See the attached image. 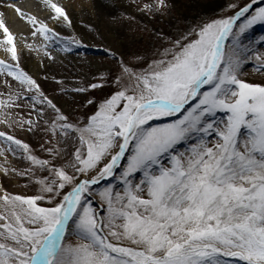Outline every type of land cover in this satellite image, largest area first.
<instances>
[{
	"label": "snow or ice",
	"instance_id": "6c2138e0",
	"mask_svg": "<svg viewBox=\"0 0 264 264\" xmlns=\"http://www.w3.org/2000/svg\"><path fill=\"white\" fill-rule=\"evenodd\" d=\"M89 6L109 24L134 20L131 7L170 9L168 0ZM0 7L40 41L19 39L0 11V174L38 186L27 195L0 185L10 210L0 214V264H264V82L242 79L247 62L264 71V35H248L264 24V0H227L179 35L154 34L155 58L105 48L107 74L52 77L61 104L20 60L42 51L54 65L84 46L69 4L42 0L43 16L20 0ZM17 131L40 136L45 155Z\"/></svg>",
	"mask_w": 264,
	"mask_h": 264
},
{
	"label": "rangeland",
	"instance_id": "374dc122",
	"mask_svg": "<svg viewBox=\"0 0 264 264\" xmlns=\"http://www.w3.org/2000/svg\"><path fill=\"white\" fill-rule=\"evenodd\" d=\"M117 2L120 3L121 0H117ZM136 2L142 6L144 3H147V0H136ZM168 2L170 4V9L163 15H155L154 20H157V22H155L156 25L146 24L147 27L143 31L134 32V28H132L134 27V25H131L129 23L131 27H128L129 29L124 28L123 30H120L119 32H121L122 35L118 33L119 36L117 40H115V38L112 39L113 42H115V46L110 44L109 48L117 54H119L120 52H126L127 56L125 58L129 60L133 58L134 50H138L139 53H142L141 56H145L147 58H155L157 56V49L159 48V45L154 39V34L162 32L168 35H179L186 29H188L190 26H194L201 20H206L210 17L220 15L221 8L227 3V0H168ZM239 2L244 3L246 2V0H239ZM123 3L127 4L128 0H123ZM127 11H134V13L136 14L141 13L146 18H148V16L150 15L145 14L141 11H137L135 7L128 8ZM111 25H106L105 30L99 28V36H101L102 38L106 36H109L110 38L112 35L116 36V33L112 30ZM120 25H122L121 28L124 27L123 24ZM75 32L78 35V32ZM67 34L68 33L65 32V35ZM248 35L253 40H257L261 35H264V24L255 25L253 29L250 30ZM34 41L40 42L39 40ZM84 46L88 45L85 44ZM257 47L260 48L259 45H257ZM79 50L80 49L78 48L77 51L79 52ZM260 50L264 51V48H260ZM146 54H150V56H147ZM102 55L105 54L102 53ZM26 58L27 59L25 60L23 57H21V66L29 74L39 80L46 94L54 98L55 102H57L58 104L63 103V100L58 99V97L60 96V86H58L52 79L53 76H49L47 72H42L38 75H33L27 69L26 66L27 60L32 58ZM105 58H107V56H105ZM92 66L93 65L89 61H84L81 66L75 65L74 67L77 68L80 73L79 77L77 78H64L58 77V75L55 76L58 79H65L69 81L78 80L81 83H85L88 80L92 79L94 74H107L110 69H115V65L113 64L110 58H107L104 61L103 65L101 66V70H98V72H93V70L95 69H93ZM242 73V79L247 82H264V71L256 70V62L254 60L247 62L243 66ZM45 76H48L49 79L45 80ZM4 79L5 78L3 76H0V93H4L6 95L8 89L7 86L4 84ZM8 80L13 89H16L18 87L17 82L11 81V78H8ZM78 99H83V97H79ZM28 111L29 108L27 106V103H25V106L23 108L17 110V112L21 116H26ZM80 111H85V109H80ZM3 129L4 126L0 125V130ZM16 135L28 142L38 155H40L41 157L45 155L44 153L40 152V136H32L30 134L26 135L25 133L20 131H17ZM0 147H3V145L0 144ZM8 160L11 163H15L18 167H22L18 160H14L11 154L8 155ZM3 163V158H0V164ZM0 185H3L4 188H6L12 194L32 195L33 192L38 189L37 185H35L34 183H29L25 179L13 180L11 178H5L2 174H0ZM6 211L10 210H6L3 203L0 202V214H4Z\"/></svg>",
	"mask_w": 264,
	"mask_h": 264
},
{
	"label": "bare ground",
	"instance_id": "6f19581e",
	"mask_svg": "<svg viewBox=\"0 0 264 264\" xmlns=\"http://www.w3.org/2000/svg\"><path fill=\"white\" fill-rule=\"evenodd\" d=\"M63 3L69 4V11L74 20L75 24V31L78 32V36L83 34L87 36V39L84 42V45L87 44L88 46L80 47L79 52L78 49H74L71 53H61L62 63L58 60V62L54 65L50 64L47 59H43L41 62L42 51L40 54H37L35 51L29 53L27 50L25 51L24 55L22 56L25 60L26 57H31L32 59H28L26 66L27 69L33 74L38 75L42 72H47L49 76L58 75V77L64 78H77L79 77V70L75 68V65L81 66L84 61H89L93 66L92 68L95 69L93 72H98L101 70V66L103 65L104 61L109 58L105 51V48H109L110 44L115 46V42L112 39L115 38L117 40L118 33L122 35L120 30L124 28L129 29L131 25H134V32L136 31H143L147 26L146 24H154L157 20H154L155 16L149 15L148 18L144 17L141 13L136 14L134 11H128L131 15L135 16L134 20L123 19L117 23H112V30L116 33V36L112 35L110 38L109 36L102 38L99 36L100 34L97 33H88L86 28L89 23H94L105 30V26L109 23L106 20L98 19L95 11L91 9L89 6L90 0H62ZM110 6L113 4L118 3L117 0H105ZM3 4V0H0V5ZM21 6L26 7L31 12L43 16L45 13L41 11L37 6L41 5L42 7V0H20ZM0 11H5L3 7H0ZM125 11L124 8H120L119 12L123 13ZM6 19L9 22L11 30L14 33L19 34V39L27 38L28 43H32L35 46H39L40 42L34 41L31 39V35L29 32V27L23 22H20L17 19L16 13L13 11H5ZM130 23V24H129ZM123 24L124 27L121 28ZM105 33V32H104ZM110 49V48H109ZM113 51V50H112ZM153 52V51H152ZM105 54V55H102ZM134 54L141 55L138 50H134ZM147 56L150 54H146ZM107 56V58H105ZM0 58H2V53H0ZM56 77V76H55Z\"/></svg>",
	"mask_w": 264,
	"mask_h": 264
}]
</instances>
